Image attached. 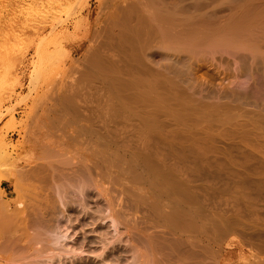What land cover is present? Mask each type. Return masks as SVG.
<instances>
[{"label": "bare ground", "instance_id": "1", "mask_svg": "<svg viewBox=\"0 0 264 264\" xmlns=\"http://www.w3.org/2000/svg\"><path fill=\"white\" fill-rule=\"evenodd\" d=\"M122 5L117 11L114 9L116 13L110 21L112 23L109 22L112 36L109 35L110 39H106V46L101 44V54L97 51V60L95 58L93 61L98 69H94V72L98 71L100 86L104 88H97L99 92L104 90V94L99 96L103 97L100 98L102 100L97 97L100 93H94L97 94L98 101H104L100 107L105 108L106 105V109H103L104 113L102 110L100 112L102 111V115L106 112L107 115L101 118L100 114L101 120L103 119V122L98 119L102 122L100 126L96 121L100 107L94 105L98 103L95 101L92 105L89 100L87 104L84 100L77 105L74 100V105H77L75 109L84 122L81 129L87 136L86 154L74 161L72 158L67 159V156L62 158L63 154L60 158L58 152L57 157L51 153L52 148L43 161L48 156L46 161L50 168L54 170L56 164L61 166V170H65H60L62 177L64 176L62 182L61 178L60 181L57 180L60 183L57 182L56 186H53L54 179V184L49 183L54 187L58 198L50 196L48 199L49 195L45 196L46 205L41 212L38 209L40 206L36 207L35 204H42L32 202L39 210L38 212L33 208L34 213H39L33 218H30V215H27L28 218L19 217L18 213H15L18 216L15 215V218V206L16 209H12L14 212L11 214L2 211L1 222L3 217L8 221V216L11 215L10 222L8 221L10 226H16L15 221L28 224L25 225V228L28 226L27 230L24 229L20 235H15L16 231L13 232L9 235L10 242H6L12 243L14 240L13 244L17 247L15 239L21 240V245L23 240V248L27 247L26 252L22 253L20 244V250L12 245L16 248L15 251L9 253L2 264H55L59 257L61 261L65 255L71 257L72 264L78 259H84L82 254H89L90 251L82 246L91 242L89 237L85 239L83 234L86 241L83 245L69 234L73 241L70 239L67 243L64 240V243L60 242L68 237L66 229L69 228L64 229L63 226H67V222L72 220L71 213H66L69 207L80 208L83 223L88 227L94 224L97 218L100 221L107 220V228L111 227L113 232L116 231V238L108 240L107 230H98L99 241L102 239L101 249L91 253L98 258L103 257L109 247L107 244L120 241L124 243L122 246L127 247L120 252H128L130 255V261L126 264H240L227 258L233 247L241 252V264H264V219L254 213L257 203L255 200L243 196L241 201L228 204L226 209L214 210L204 205L205 200L198 199L202 187L196 183V173L201 168L186 164L190 155L195 158L198 155H194L190 150L189 135L186 131L191 135L193 133L186 130L188 120L183 118L187 114L194 116L196 102L207 101L209 104L206 109L215 108L223 112L230 108L249 106L247 113L256 114L264 121V0H133ZM195 95L197 99L193 100ZM91 105L93 109H90ZM168 108L170 110H167ZM86 113L88 116H84ZM66 120L68 119L61 121L62 124H67ZM160 121L172 122L176 129L169 137L172 149L170 154L167 152L157 156L153 154L149 144V134L159 128ZM129 125L131 127L127 129ZM245 127L244 133L238 136L239 142L247 139L249 127ZM120 129L122 134L119 133ZM123 137L127 141H124ZM2 145L3 148L6 147L5 144ZM112 145L116 150H112ZM235 147L241 160H229V165L236 162L249 163L252 154L244 151L239 144ZM211 151L204 150L202 156L206 157ZM223 158H233L231 150L225 151ZM112 168L117 174L110 178L107 171ZM45 169L47 168L44 167V171H48ZM41 174H38V177ZM41 176L39 178H42ZM17 180L13 184L15 196H18L19 189L23 186ZM248 182L250 179H242L237 187L243 190L248 186ZM104 183L111 186L124 184L126 188L120 191L121 196L111 198L107 197L110 192ZM251 183L256 186L258 193L264 192L263 172L258 171L256 179ZM48 188L46 190L49 193ZM93 189L97 190L95 196L105 198L104 205L92 203ZM125 193L132 198L131 201L123 200ZM43 199L45 201V198ZM33 200L35 201V198ZM10 201L12 202V199ZM115 202L119 206L117 209ZM17 204L21 205V202ZM59 210L60 214L65 211L66 215L68 214V218L64 215L67 222L62 225L57 218L60 215L57 214ZM139 212L143 216L142 229L136 228L135 223L129 226L134 214ZM73 222L72 220L71 223ZM120 225L123 229H120ZM4 226L10 227L7 224ZM133 227L136 228V233L132 231ZM90 228L88 233L96 231ZM7 229L5 230H10ZM6 243L4 245L12 248L11 244ZM37 244L40 245L37 247ZM244 244L254 251L244 254ZM114 248L116 246L111 247ZM155 250L161 253L160 263L155 257ZM106 254L107 252L104 254L107 257ZM106 257L101 260L102 263H108ZM114 260L115 264H121L120 259L115 257Z\"/></svg>", "mask_w": 264, "mask_h": 264}, {"label": "rangeland", "instance_id": "2", "mask_svg": "<svg viewBox=\"0 0 264 264\" xmlns=\"http://www.w3.org/2000/svg\"><path fill=\"white\" fill-rule=\"evenodd\" d=\"M126 1L129 2L133 0H0V161H2L0 162V208L1 206L2 208L5 207L3 209L1 208L0 216H2L5 211L11 214L14 212L12 209L15 210L17 208V211L13 213L14 216L16 215L15 213H18L17 215H19V217L28 218L30 215V218H33L34 216L36 217L35 214L39 212L38 209H40L41 212L43 210V206L46 205L45 202L47 199L45 196L49 195L48 199L51 198L50 196L53 198L57 197L54 187L52 188L50 185L55 183L53 186H56V183L60 181L61 178L62 182L64 176L62 177L61 173L65 172V170L64 168L61 170V166H56V164V168L54 170L53 168H50L48 161H46L48 160V156L46 160L43 161L47 153L49 154L52 148V154L56 155L58 152L60 158L63 154L62 158L67 156V159L72 158L74 161L81 159L82 156L86 154L85 152L87 151L86 148L88 141L85 140L87 139V136L81 129V125L84 122L81 120L80 114L76 111L75 106L81 104L84 100L87 104L90 100L92 105L96 101L99 106L96 103L94 105L97 107L103 106L104 104V101H100L102 100L100 98L103 97H99L101 93L104 94V90L99 92L104 88L100 86L98 71L94 72V69L96 70L97 67L93 64H96V62L93 61L96 57H98L96 56L97 51L100 53L99 48L102 47L101 44L106 46L107 43L105 44V41L110 39V36H112L110 31L111 27L109 26L111 25L110 23H112L110 21H112L111 19H113V15L117 11L116 9H120L121 6H123L122 4ZM107 32L110 33L108 34ZM95 60H97V58ZM99 86L100 90L97 89ZM94 92L97 94L100 93L97 96L100 99L99 101L96 98L97 94ZM63 99L68 101L65 102ZM196 99L197 95H195V99L193 100ZM74 100L77 101V105H74L76 103ZM191 103L192 102H189V104ZM208 104L209 103H207V101L196 102V106H194V116L187 114L183 117L185 120H188L186 130L193 133V135H191L186 131L189 135L190 150L194 153V155H198L197 158L190 155L186 164L190 167L196 166L201 168V170L196 173L198 176L196 183L202 187L197 197L200 200H205L204 205L215 210L226 209L228 208V204L233 203L234 201H241L243 196H249L257 202L254 207L255 215L264 219V192L258 193L256 186L251 183V181L256 179L258 171H262L264 174V121L258 118V115L256 114L253 115L247 113V109L250 108L249 106H245L243 108H230L223 112L215 108L209 110L206 109L205 107H207ZM92 105L90 109H93ZM64 107L68 109H65ZM97 107H94V109ZM104 107L105 108H98L99 112L100 110L103 111V109H106V105ZM167 110H170V108ZM102 111L96 115L98 116L96 119L97 122H103V119L101 120V118L107 115L106 112L105 115H102L104 113V111L103 113ZM87 112H89V110ZM84 116H88V113H86V115L84 114ZM65 119H68L66 120L68 123L66 124L64 122L62 124ZM101 123L99 122L97 124L101 126ZM160 123L159 128L157 130H153L149 134V144L154 152L153 154L157 156H161L167 152L170 154L172 149L169 145V137L176 129V126L172 122L160 121ZM99 125L97 127H100ZM245 126L249 127L247 139L239 142L238 140L240 138H238V136L244 133V128H246ZM64 127L66 128L64 129ZM130 127L131 126L129 125L127 129H130ZM76 132L78 134H76ZM119 133H123L121 132V129ZM125 135L127 137L126 132ZM125 140L126 139H124V141ZM2 144H5L6 147L4 146L3 148ZM238 144L244 149V151L250 152L252 154V158L250 162L246 164L236 162L229 165V160H234V158L241 160V158L238 157L237 148L235 147ZM112 146V150H116V147H114V145ZM207 149H211L212 151L209 152L206 157L202 156L204 150ZM228 150H231L233 158L224 159L223 155H225V151L228 152ZM109 153H111V150ZM44 167L47 168L45 170L48 171H44ZM41 169H43V171H41ZM37 170L40 171L38 172ZM60 170L62 171L61 173ZM111 170L107 171V175L110 178H112L114 174H117L115 169L112 168ZM54 171H56V173H54ZM37 173L41 174L42 176L39 175V177L41 176L42 178H39ZM48 173L49 175H54H50L49 177V175H47ZM57 173H60L61 175H58ZM18 178H20L19 181L17 180ZM14 179L17 180L19 184L23 185L22 188L19 189L21 192L19 191L18 196H15L16 194H14ZM39 179L41 181H38ZM53 179L54 183L52 182ZM242 179H250V182H248L247 187L240 190L237 185ZM49 183L51 184L49 185ZM106 183H104V186L105 188L108 187V192H110L107 197L113 198L115 196H121L122 193L120 191L126 188L124 184L120 185L114 183L115 185L111 186ZM201 184H205V186H202ZM47 188L50 192L53 189L54 191L50 194V192L48 193L46 190ZM96 192L97 190H92V203L94 202L98 205H104L105 198L101 196L99 197L98 195L95 196V194H97ZM33 198H35V201ZM42 198H45V201L44 199L42 200ZM11 199L12 202L10 201ZM123 200L131 201L132 198L125 193ZM16 202H21V205ZM32 202L42 205H36L34 203L36 207L40 206V208L37 209L33 206L34 204ZM123 202H121V204H123ZM115 203V208H119L117 202ZM28 205H30V207ZM21 206H26L28 208ZM124 207L125 206L123 204V208ZM29 208L32 211L33 208L37 209L38 212L36 211L34 213V210V215H31L33 213L31 210H28ZM59 209L61 210V207ZM60 210L57 214H60ZM80 211L81 210L78 207H69L67 212L65 211L66 213H71L70 217L74 221L73 223H71L72 220L71 222L66 221L68 214L66 215L65 212L64 214L61 212L62 215H60L62 218L59 217L60 215L57 217L59 218L58 221L61 222V225L65 223V221L67 222V226L66 224V227L63 226L64 229L69 228L66 229L68 231L66 232L67 236L68 234L69 236L73 235L72 238H75L81 245L85 244L86 237H89V240H91L90 243L87 244L86 242V244L82 246L90 251L89 254L83 253V256H81L84 259H78L79 262L76 260L73 264H109V262L111 264H115V257L120 259L121 264H126L128 260L130 261V255L128 252H120L122 249L126 250L127 248L125 245L122 246L123 242L120 241H118V243L117 241H114L115 243L113 242L112 244H107L109 246L107 247L108 250H105L107 252V257L104 255L106 252H104L103 257L101 256L98 258L93 256L91 253L96 252V250L99 251L102 244V239L99 241V236H97V233L99 232L98 230L106 229L108 232V235H106L108 236V240L113 239V237L116 238L117 233L116 231L113 232L114 230H112L111 227L107 228V220L100 221L96 218L94 223L95 225L92 224L91 226L89 225L91 228L88 227L87 224L83 223ZM28 212L31 214H28ZM8 215L6 214V216ZM64 215L67 217L66 219ZM9 217L11 218V215L8 216V221ZM133 217L134 218H132L129 222V226L135 223L136 226H134L136 228L142 229L144 227V223L142 222V213H136ZM3 218L4 220H2V222L0 220V264L5 262L7 258L6 256L9 253L15 251L14 248L16 245L13 244L14 240L12 243H6L10 242L11 238L9 235L13 234L15 231L18 232H15V235H20L19 233L24 231V229H28V226L25 228V225H28L26 222L25 224L21 222V225L20 221H15L20 224L14 222L16 226H10V221L8 222L5 220V217ZM77 218L78 221H76ZM38 219L40 220L41 218ZM3 221L7 222V226L9 225L10 227L4 226L6 224ZM12 222L13 221H11V223ZM19 225L21 227H19ZM122 225H120V229H123ZM29 227H31V225ZM135 227H133L132 231L136 233ZM89 228L90 230L95 229L96 231H93V233L91 232L90 234V232H87L89 231ZM29 230L31 229L29 228ZM68 237L67 240H65V238H61L62 240H59L61 243H67V241L70 242L71 238ZM123 237L124 236H122V238ZM7 238H9V240ZM73 239L71 240L73 241ZM144 240L147 242L145 237ZM18 241L20 242L21 240L15 239V242L18 244L16 248L22 246V249H20L22 253H25L27 248L26 246V248H23L25 241L22 240V245L21 242L19 243ZM72 241L70 244H72ZM5 243L11 244V247L12 245L15 247L10 248L9 245H4ZM38 245L40 244H37V247ZM114 246H116V248L111 249V247ZM243 247L244 254L254 251L246 244H244ZM20 249L18 248V250ZM240 255L241 252L236 247H233L231 252L227 254V258L229 261H238V263L241 264L242 259H240ZM60 256H62V254ZM65 256V258L62 257L61 261H59V258H61L59 257L58 260H56L58 262H55V264H72L71 257L69 258L68 255ZM160 256L161 253L156 251L155 257L159 260V263L161 262ZM104 257L108 258V263H102L101 260H103Z\"/></svg>", "mask_w": 264, "mask_h": 264}]
</instances>
